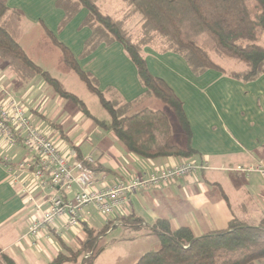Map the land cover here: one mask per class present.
Segmentation results:
<instances>
[{"label":"crops","instance_id":"0c3cea01","mask_svg":"<svg viewBox=\"0 0 264 264\" xmlns=\"http://www.w3.org/2000/svg\"><path fill=\"white\" fill-rule=\"evenodd\" d=\"M58 3L59 0H7L11 10L21 13L18 41L28 57L48 73L51 70L46 63L51 58L58 59L78 77L65 66L59 42L71 51L81 69L98 81L101 91L113 88L125 102L162 111L171 124L165 107L168 105L146 91L123 47L117 42H102L84 56L85 46L93 34V29L86 24L88 10L80 7L62 26L66 14ZM56 51L60 52L59 58ZM143 56L151 74L162 79L183 102L196 151L191 161L205 166L204 169L169 185L129 195L116 214L106 221L91 208L75 228H66L67 218L63 217L53 227H45L38 236H31L32 223L43 217L50 199L56 193L72 199L78 187L73 184L72 191L66 193L63 188L42 185L33 175L34 167L27 165L34 155L21 140L11 145L0 132V251L16 264H51L66 247L81 250L87 240V228L101 230L109 221H115L109 232L117 227L131 229L118 219L132 214L143 220V228L149 233L157 221L165 220L173 230L189 228L195 237L227 230L234 220L250 226L261 224L264 177L255 172H239L237 168L264 163V73L255 80L245 81L237 75L247 70L246 64L233 59H226L227 63L223 64L213 58L222 70L209 69L195 74L182 56L148 46L143 48ZM44 84L47 83L40 76L20 80L0 58V103L9 98L19 102L39 130L54 143H64L59 146L60 150L72 161L79 156L83 159L93 156L94 153L85 154L83 144H73L70 135L65 133L63 122L67 114H56L62 103L56 97L51 98ZM77 110L74 121L80 123L86 118L83 128L98 132L99 147H95L98 154L96 151L93 156L98 167L93 171L97 187L190 161L177 157L146 160L132 155L112 132L101 130ZM178 125L181 128L179 122ZM171 128L173 140L172 124ZM181 130L185 147L187 137ZM102 140L108 145L106 149ZM1 254L0 264H5ZM86 257L65 264H84ZM255 264H264V261Z\"/></svg>","mask_w":264,"mask_h":264},{"label":"trees","instance_id":"16d2710c","mask_svg":"<svg viewBox=\"0 0 264 264\" xmlns=\"http://www.w3.org/2000/svg\"><path fill=\"white\" fill-rule=\"evenodd\" d=\"M99 0H59L66 14L64 26L80 7L88 10V24L93 29L85 46L84 56L99 44L119 43L135 65L139 80L146 91L167 104L177 116L186 133L184 148L172 140L168 116L162 111L139 108L138 103L123 101L117 91H101L98 81L83 71L71 51L61 43L64 64L75 72L91 94L109 114V120L92 115L77 95L50 73L34 63L18 41L21 13L11 10L7 0H0V58L9 65L20 80L29 81L40 76L61 98L71 101L81 113L91 119L101 130L112 132L126 149L146 160L177 157L191 160L196 151L192 134L185 117L183 102L169 86L151 74L142 48L132 41L120 20L104 14ZM138 12L146 25L156 33L169 38L172 52L182 56L195 74L209 69L222 70L209 52L220 58L233 59L247 65V70L237 77L252 81L264 73V0H122ZM96 26V28H94ZM83 160L82 157L77 158ZM97 171L96 165H89ZM125 227L139 230L143 220L136 215L120 217ZM115 221H109L101 230L87 228V240L81 250L65 248L51 264L77 262L86 257L84 264H94L98 240L106 235ZM150 233L160 242V249L144 254L135 264H255L264 261V219L259 226H250L234 220L227 230L215 231L195 237L186 227L173 230L165 220L157 221ZM1 254V251H0ZM5 264H16L1 254Z\"/></svg>","mask_w":264,"mask_h":264},{"label":"built area","instance_id":"2783aa9c","mask_svg":"<svg viewBox=\"0 0 264 264\" xmlns=\"http://www.w3.org/2000/svg\"><path fill=\"white\" fill-rule=\"evenodd\" d=\"M0 132L11 145L21 140L34 155L27 165L34 167L33 175L42 185L63 188L66 193L72 191L73 184L78 187L72 199L59 193L50 199L49 208L43 217L32 223L29 229L31 236H38L45 227H53L63 217L67 218L66 228H75L91 208L104 217H112L129 195L169 185L205 167L193 161H185L167 169L154 170L143 176H132L105 187H97L94 172L89 166L95 162L93 156L72 161L33 124L25 108L13 98L0 103ZM237 171L255 172L264 177V163L249 168L239 167Z\"/></svg>","mask_w":264,"mask_h":264},{"label":"rangeland","instance_id":"374dc122","mask_svg":"<svg viewBox=\"0 0 264 264\" xmlns=\"http://www.w3.org/2000/svg\"><path fill=\"white\" fill-rule=\"evenodd\" d=\"M98 5L104 14L122 21L123 27L128 35H130L133 42L142 48V51L143 48L147 46L154 48L159 52H165L172 49V44L169 41V38L146 28L142 16L122 0H99ZM260 44L264 45V38H262ZM56 53V56L59 58L60 52L56 51ZM209 53L218 62H222L223 64L227 63V58H220L217 53L212 51ZM46 64L47 69L51 70V75L59 81L61 80L68 91L79 96L96 118L106 121L109 120V114L101 106L98 98L86 89L85 84H83L75 74L66 70L60 60H53L51 58ZM44 85V89L50 93L51 98L53 99L56 97L58 101L62 103V105H58L56 114L60 115L61 113L66 112L67 119L64 120L63 126L65 133L70 135L72 143L75 144L76 142H81L83 144L82 151L85 154L94 153L93 156L95 157L96 151L99 147L98 132H91L83 128V121H86V118H83V121L80 123L75 122V116L78 114L75 104L68 100L59 99L47 84ZM160 105L164 104L160 103ZM165 107L168 109L167 112L173 126V142L175 145L183 148L185 145L184 133L179 127L172 109L168 106ZM58 143L64 145L62 141ZM101 144L104 149L108 147L107 143L103 140ZM60 145L57 144L58 147ZM65 146L68 145L66 144ZM98 217L105 221L110 219V217H104L100 214H98ZM97 245V256L94 260V264H135L144 254L160 249L158 238L151 235L144 228L135 230L117 227L106 235L101 236Z\"/></svg>","mask_w":264,"mask_h":264}]
</instances>
